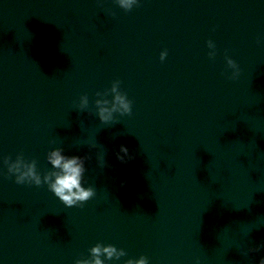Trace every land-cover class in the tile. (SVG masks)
Masks as SVG:
<instances>
[{"label":"water","instance_id":"obj_1","mask_svg":"<svg viewBox=\"0 0 264 264\" xmlns=\"http://www.w3.org/2000/svg\"><path fill=\"white\" fill-rule=\"evenodd\" d=\"M114 80L132 114L105 125ZM55 148L91 157L83 207L7 174L22 153L43 175ZM98 242L127 253L105 264L264 257L241 254L264 243V0H0V264H74Z\"/></svg>","mask_w":264,"mask_h":264},{"label":"clouds","instance_id":"obj_2","mask_svg":"<svg viewBox=\"0 0 264 264\" xmlns=\"http://www.w3.org/2000/svg\"><path fill=\"white\" fill-rule=\"evenodd\" d=\"M115 3L127 12L131 11L134 6H138L139 0H115ZM113 15L115 14L113 13ZM207 47L210 49L209 58L214 59L216 56L215 43L208 40ZM167 55V50L162 51L160 60L164 61ZM225 59L228 68L232 69L229 79H237L240 75L239 65L231 57L226 56ZM120 84V80H114L110 89L104 92L98 91L95 94L100 97L94 103L96 114L102 124L114 125L119 123L114 114L118 113L120 116L132 114V101L128 99L126 93L121 91ZM109 95L111 100L107 98ZM88 106V96L82 95L78 104L80 112H83ZM116 157L121 163H126L132 159L128 148L124 145L119 146ZM46 159L51 165V169L43 175L37 170V161L35 159L27 160L22 153L18 154L15 160H12L11 157H5L3 163L7 166L8 176L15 177L16 184H29L37 187L47 185L48 190L68 208L83 207L87 201L96 195L93 187H85L82 183L86 171L85 162L91 159L90 156H68L64 154L63 148H55L47 153ZM100 165L102 168L106 166L104 158L100 161ZM261 248H264V243L255 248H248L241 254L247 256L249 252H258ZM89 253L90 258L77 259L74 264H105V261H118L127 255L122 248L118 249L112 244L104 245L99 242L89 249ZM124 264H149V260L146 256H140L138 259H127ZM259 264H264V257L260 258Z\"/></svg>","mask_w":264,"mask_h":264}]
</instances>
